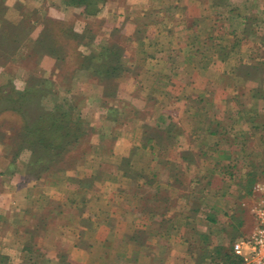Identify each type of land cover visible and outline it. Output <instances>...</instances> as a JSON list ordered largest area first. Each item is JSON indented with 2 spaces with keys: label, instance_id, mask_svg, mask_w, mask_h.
<instances>
[{
  "label": "rangeland",
  "instance_id": "rangeland-1",
  "mask_svg": "<svg viewBox=\"0 0 264 264\" xmlns=\"http://www.w3.org/2000/svg\"><path fill=\"white\" fill-rule=\"evenodd\" d=\"M211 2L96 0V13L88 15L63 0H0V264H12L9 256L19 254L18 264H53V246L56 264H128L133 213L141 225L154 215L164 221L139 228L142 248L153 235L172 238L182 223L195 259L201 254L191 242L200 233L208 234L209 247H228L250 233L251 192L243 196L237 182L264 181V0H215V8ZM188 10L191 28L200 27L194 37L178 30L186 31ZM49 19L65 29L54 45L58 58H28V35ZM209 27H215L210 34ZM192 42L197 50L189 49ZM108 46L115 48L105 52ZM227 50L228 58H217ZM160 52L170 60L194 59L200 100L181 92L182 81L192 79L188 71L182 81L159 74ZM86 56L103 70H89ZM108 64L118 66L114 77L104 71ZM175 70L168 68L169 75ZM29 78L45 90L22 102L23 118L10 109L21 100L4 97H16ZM66 112L85 128L75 142L72 125L49 127ZM25 119L44 124L43 134H33L37 139L69 143L64 154L38 151L40 162H34ZM223 122L224 143L210 134ZM185 138L199 145L178 146ZM177 156L183 162L175 165ZM135 203L140 210L133 211ZM73 247L87 257L69 253ZM116 250L123 258H113ZM203 260L212 264L210 256Z\"/></svg>",
  "mask_w": 264,
  "mask_h": 264
},
{
  "label": "trees",
  "instance_id": "trees-1",
  "mask_svg": "<svg viewBox=\"0 0 264 264\" xmlns=\"http://www.w3.org/2000/svg\"><path fill=\"white\" fill-rule=\"evenodd\" d=\"M63 2L66 5H72V6H82L83 7V11L84 13L90 15V14H95L97 11L96 8V0H63ZM94 5V6H92ZM37 22V21H36ZM41 26V30L39 31V33L37 35L33 34V35H28L29 39H30V51L28 52L27 57L28 58H32L33 56H38L37 59L41 58L44 55H52V56H56L58 58V55H56V47H54V45H56L58 43V41L60 42V38L62 37L63 33H64V27L63 26H54V23L51 22V20L49 19L47 21V23H44ZM57 31V32H56ZM58 36V37H57ZM90 43V42H87ZM62 47V46H59ZM112 48H115L114 46H108L107 48L105 47V52L111 50ZM60 50H62V48H60ZM229 50H227L223 53L220 54L221 58L225 59L229 52ZM115 53V52H114ZM37 54V55H36ZM79 55H81V52H79ZM87 60L89 61L87 64V68H89V70L94 71H101L95 67H93V65H91V60H92V56H90V60L89 58L86 56ZM79 67L81 68L82 66L79 65ZM118 66H112V65H104V71L109 75V76H115L117 75L116 71L118 70L117 68ZM42 83H38L37 81L34 82V79L29 78L27 79L26 82V88L23 91H15V95L16 97L13 96H9V97H4L6 99H9L10 102L15 103L16 100H21V101H17V104H12L11 108L12 111H16L18 113H20L22 115L23 118L26 117V112H25V108L23 103H26L28 101H30V98L33 97V94L36 95V92H38L40 95L37 96L38 98L42 96L43 91L45 90V88H42L40 85ZM29 93H32L31 95H29ZM14 95V93H11ZM14 95V96H15ZM3 97H0V101ZM199 100L201 98H198ZM8 100V102H9ZM26 101V102H25ZM23 102V103H22ZM60 106V105H59ZM197 106L199 107L200 104L199 102L197 103ZM201 107H205L204 105H201ZM53 110V109H52ZM64 113V112H62ZM62 122V123H61ZM59 122L58 119L56 120H52L49 123V127L52 128L53 126H58V127H63V128H70V125H72V129L75 130V132H73V138L72 140L75 142L76 140H79V138L84 135L85 132V128L82 127V124H80V119L78 120H73L70 113H65L64 116H62V121ZM24 126L28 129H30V131H32V134L30 133L31 138L27 139L29 144V148L32 151V155H33V160L34 162H40V159L38 158L39 153H41L43 155V153L48 154L50 153V155H52L51 153H54L53 155H55V157H59L60 155L64 154V152L67 149V146L69 143L65 142L62 143L60 141H55L47 138L46 140L44 138H40L37 139V137L33 136V134L36 132L37 130H39V133H42V129L44 124L40 123L39 121H33L30 124L27 123V120L25 119V124ZM29 126V127H28ZM225 127L224 122L221 123L220 125H218L217 128L212 129V131L210 132L211 134H215L218 135V140L219 142L221 141L222 143H224V141L227 139H229L228 137H225V130L223 129ZM221 129V130H216V129ZM27 133V131H26ZM29 134V133H28ZM70 137L71 134H70ZM151 140V139H150ZM41 143V144H39ZM72 143V141H71ZM40 151V152H38ZM38 152L37 157L35 156ZM44 154V155H45ZM176 165V164H175ZM227 174H229L230 178L233 179V173H232V168L227 169L226 171ZM250 174V172H249ZM249 174H246L249 175ZM244 176H242V178L240 177V179H243ZM247 178V177H246ZM245 179V178H244ZM255 181L254 176L252 178H249L248 181L245 184H241V182L239 181V183L237 182V184L241 187H243L246 191L245 193H243V196H247L250 192H251V186L253 184V182ZM242 196V197H243ZM208 221H215V218L212 216L208 215L207 218ZM209 237L208 234L203 232L199 234V239H197L194 242H191L193 245L196 244L197 245V250L200 251L201 257L198 256L196 260L197 263H200L202 261H204L203 259L205 257H209L211 258L210 263L212 264H239V259L234 255L233 251H232V243H230V246L226 247L223 244H218L215 245L214 247H209L210 243H209ZM195 245V246H196Z\"/></svg>",
  "mask_w": 264,
  "mask_h": 264
},
{
  "label": "crops",
  "instance_id": "crops-1",
  "mask_svg": "<svg viewBox=\"0 0 264 264\" xmlns=\"http://www.w3.org/2000/svg\"><path fill=\"white\" fill-rule=\"evenodd\" d=\"M216 2H215V0L214 1L212 0L211 3L213 4V8H215L214 5H215ZM218 2L216 4H218ZM213 11L216 14L215 10H213ZM187 12L185 11V16H186V19H187L185 24L188 25V26L184 28L186 31H183L181 29H178L179 30V33L181 32V34H182L183 32H186L188 34H191V36L197 35L198 33H200V30H199L200 27L197 26V27L191 28L195 24V21L190 19V18H193L194 14L189 15V14H191L190 10H188ZM220 14L221 13H219L217 15H220ZM217 15H214L215 16V19H217ZM195 20L196 21L198 20V16L197 17L195 16ZM240 21H241V25H242L243 22L246 21V17L244 16V17L240 18ZM183 22H184V20H183ZM244 26H245V24H244ZM214 28L209 27L208 30H207L209 32H207V33L210 34V31L212 33L215 30ZM242 31L247 32V26L245 27V29L243 28ZM222 32L223 33H229V30L228 29H224ZM176 34H178V32ZM189 49L197 50V47L195 46V43L194 42H192L190 44ZM163 56H164V53H161L160 52V57H161L160 59L163 60V62H164L163 63V66L164 67L161 68V72H159V74L168 75V77H174V78L177 79L176 81H179V80L182 81V77H183L184 72L185 71H188L187 73L190 75V78H192V79H189V81H188L189 83L188 84L187 83H184L185 82L184 80H183L184 82L182 81V83L185 84V85L183 86L181 92H184L183 95H189V92H191V93H193L192 95H189L191 98L192 97L193 98L194 97L198 98L199 95L194 96V94H195V92H194V84H195V82H198L199 81L200 77H199L198 70L197 69H194V66H197L193 62L194 59L192 58L190 60V62H187L188 60H184V59L178 60L177 58L175 60H170V58L163 57ZM217 56H218L217 58H221L220 54H217ZM228 57H229V55L226 58H228ZM221 59H223V58H221ZM184 61H186L187 64ZM189 66H190V70H188ZM173 67H175L176 70H175V72H173V74H170L169 75L168 68L171 70ZM169 80L170 79H167L166 81L169 82ZM183 95H181V96H183ZM183 98H186V96H184ZM199 126H201V125L199 124ZM199 126H195L194 127L195 131H193V132H194V135L195 136H196V133L198 132V129H199L198 127ZM211 135L214 136L215 134H211ZM186 137H188V135H186ZM189 138H185L186 140L184 142H182V143L179 142L178 143V146H181V145H183V146L184 145L190 146L191 145L192 147H195V146L199 145L198 142L196 144H192L191 143L192 140H190ZM172 146L175 148L174 145H172ZM152 148H154V147H152ZM167 160L169 162H171V160H169L168 157H167ZM22 161H25V160L22 159ZM182 162H183V159L180 158L179 156H177L176 157V160H174L173 163H175L176 165H178L179 163H182ZM24 192L25 193L28 192L27 188H26V190ZM12 199H14V198H12ZM10 203L12 204V202H9V204ZM9 204H7V206H5V208L6 207H10ZM13 204H15V203H13ZM136 205L137 204L135 203L134 206H133V208H132L133 211L140 210L138 208V205L137 206ZM149 209H151V208H149ZM182 209H184L183 204L177 205L174 208V211L176 212V211H179V210H182ZM165 210H167V208H164V211ZM134 215H135V213H133V218H131L128 221V226H131L132 227L131 230L128 231V234H129V238H128L129 248H128L127 259L130 261L128 264H200V263H197L196 261H194V259H195L194 252H191V254L188 252L189 250H188L187 244H189V242L192 241V240H188L184 236L185 235V234H183V232H184V227H183L184 224H182V223L180 224L179 229H178V233H176L175 235H173L172 238H169V236L167 234H165L164 236L161 235V234H159V235H153V237H152L153 239H152V243H151L152 245L150 243H146L145 242L142 245V246H144V248H142L140 246L141 244H138L137 241H136V239H137V236L136 235H137V231L139 230V228L142 225H144V224H145V227H148V225H152V226L155 225L156 227H160V226H162V223H164V221H162L163 219L161 218V216L159 217L158 215H154V218L155 219L154 218L152 219V218L144 217L143 218V224L141 225L139 223L141 221H139L138 217L135 218ZM136 216H140V215H136ZM212 222H214V221H212ZM195 227H196V225H195ZM146 232H147L148 236H150V235L153 234L152 231H150V230L149 231H146ZM163 237L164 238H167L169 240L163 239ZM194 241H196V238H193V242ZM194 243H193V245H194ZM157 246H160V248L159 249H156ZM52 249H53V251H51V252L48 253V256H49L48 259H51V261H52L51 263L56 264V260H58V257H57V254H56V251L57 250L55 249V246H53ZM76 249L77 248H74L73 247L71 249H68V252L71 253V252H74V251H81V253L79 254L80 255L79 260H81L82 257H87V255H88V252L87 251H83L82 252V250H78V249L76 250ZM195 251H196V249H195ZM119 252H120V250H116V252H113L112 253L113 258L114 257L115 258H118V259L119 258H123L124 253H119ZM95 255H97V254H95ZM69 256L70 255H68V257ZM9 259L11 260L12 264H18V263H20V262L23 261L22 256L20 254L18 256H16V257H12V259H11V256H9ZM205 262L206 261H202L201 264H206L207 262L206 263Z\"/></svg>",
  "mask_w": 264,
  "mask_h": 264
},
{
  "label": "built area",
  "instance_id": "built-area-1",
  "mask_svg": "<svg viewBox=\"0 0 264 264\" xmlns=\"http://www.w3.org/2000/svg\"><path fill=\"white\" fill-rule=\"evenodd\" d=\"M251 196L248 210L253 216L254 226L250 233L232 243V251L239 264H264V181L253 184Z\"/></svg>",
  "mask_w": 264,
  "mask_h": 264
}]
</instances>
